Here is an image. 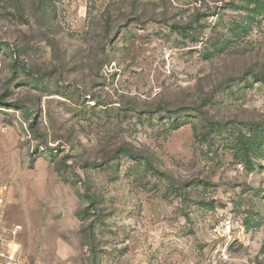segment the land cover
<instances>
[{
  "label": "rangeland",
  "instance_id": "obj_1",
  "mask_svg": "<svg viewBox=\"0 0 264 264\" xmlns=\"http://www.w3.org/2000/svg\"><path fill=\"white\" fill-rule=\"evenodd\" d=\"M0 197L20 264H264V0H0Z\"/></svg>",
  "mask_w": 264,
  "mask_h": 264
},
{
  "label": "built area",
  "instance_id": "obj_2",
  "mask_svg": "<svg viewBox=\"0 0 264 264\" xmlns=\"http://www.w3.org/2000/svg\"><path fill=\"white\" fill-rule=\"evenodd\" d=\"M4 202L3 197H0V206ZM5 208L0 207V264H20L17 252L11 249V227L5 219ZM22 229L21 225H16L14 233L17 234Z\"/></svg>",
  "mask_w": 264,
  "mask_h": 264
},
{
  "label": "trees",
  "instance_id": "obj_3",
  "mask_svg": "<svg viewBox=\"0 0 264 264\" xmlns=\"http://www.w3.org/2000/svg\"><path fill=\"white\" fill-rule=\"evenodd\" d=\"M158 113H159V112H158ZM172 126H173V129H178V128H180V124H174V123H173ZM126 152H127L128 156H129L131 159L136 160V161H138V162L145 161V163L147 164V166H149L152 170L157 171V170L155 169V167L153 166L152 162H151L148 158H146L145 156H143V155H141V154L133 153V152L129 151L128 149H126Z\"/></svg>",
  "mask_w": 264,
  "mask_h": 264
},
{
  "label": "flooded vegetation",
  "instance_id": "obj_4",
  "mask_svg": "<svg viewBox=\"0 0 264 264\" xmlns=\"http://www.w3.org/2000/svg\"><path fill=\"white\" fill-rule=\"evenodd\" d=\"M6 221L8 222V220L6 219Z\"/></svg>",
  "mask_w": 264,
  "mask_h": 264
}]
</instances>
